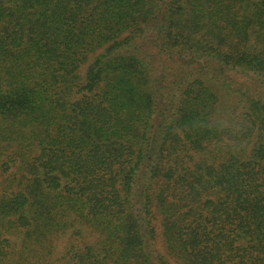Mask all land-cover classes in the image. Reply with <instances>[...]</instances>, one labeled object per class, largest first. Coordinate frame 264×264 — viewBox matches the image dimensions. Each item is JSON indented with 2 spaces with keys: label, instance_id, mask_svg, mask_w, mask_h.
<instances>
[{
  "label": "trees",
  "instance_id": "1",
  "mask_svg": "<svg viewBox=\"0 0 264 264\" xmlns=\"http://www.w3.org/2000/svg\"><path fill=\"white\" fill-rule=\"evenodd\" d=\"M0 264H264V0H0Z\"/></svg>",
  "mask_w": 264,
  "mask_h": 264
}]
</instances>
